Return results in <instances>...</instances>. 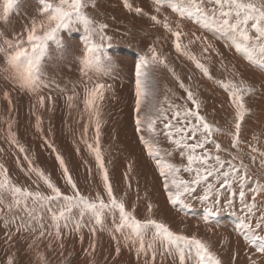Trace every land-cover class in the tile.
<instances>
[{"label": "snow or ice", "instance_id": "snow-or-ice-1", "mask_svg": "<svg viewBox=\"0 0 264 264\" xmlns=\"http://www.w3.org/2000/svg\"><path fill=\"white\" fill-rule=\"evenodd\" d=\"M18 3L19 0H0V17L6 19ZM125 3L126 6L131 7L127 4V0ZM36 4V8L28 16V22L21 31H13L9 34L0 30V58H2L0 59V71L6 74L5 78L13 81L14 85L20 89L32 92L38 93L41 87H47L48 85L43 83L41 77L51 43L60 41L62 32L81 26L86 33V42L80 57V70L84 75H88L90 71L98 75L105 74L106 70L99 64L96 55L102 45L96 43L95 38L98 37L101 41L110 38L105 35L108 25L97 22L88 15L89 8L95 6L94 0H36ZM172 7L180 16L196 17V21L217 39L223 36L228 41L226 46L234 48L249 64L264 72V0H174ZM136 11L141 12L142 10L137 8ZM152 19L157 18L153 16ZM164 27L175 37L176 51L188 56L204 76L213 79L209 67L197 59L195 54H190L186 48H182L181 38L185 34L179 30V25L173 31L170 24L165 21ZM192 35L195 39L191 42L200 41L203 45V54L212 50L217 56L221 55L207 36H196L195 33ZM220 66L226 73L229 72L223 58ZM162 69L172 75L178 87L183 89L185 96H178L173 89L167 88L161 98L156 86L155 75ZM230 75L231 78L216 80L215 83L228 94L230 104L235 110L234 131L226 134L231 137L230 148L236 149L239 153L243 151L240 147L243 143L240 138L241 124L249 111L245 104V97L256 90L245 80L236 79L240 73L234 65ZM89 82L91 86L85 85L82 101L84 111L88 116V123L84 125L81 139L95 157L104 194L100 191H97L94 196L82 193L65 164L64 158L56 152L54 145L45 140L47 147L56 153V160L59 162L66 183L71 188V194L62 192L43 170L32 164L27 154L24 159L28 161L29 172L34 173L38 180L43 181L50 192L40 191L38 183L37 190L18 186L9 177L5 165L0 163V216L4 219L5 227L9 228L15 224L16 233L27 232L32 237L27 244L28 250L38 249L39 244L44 241H47L46 247L49 250H53L54 243L63 250L67 236L74 232L78 233L82 227L88 226V222L85 221L86 216L94 221V224L103 226L105 217L111 215L113 231L121 233L125 240L134 237L133 243L138 242L137 255L145 256L144 264H155L159 249H164L168 255L178 252L179 264H187L189 259L195 260V264H223L210 244L197 235L189 236L174 232L168 224L152 218L151 215L145 220H139L133 215L134 210L129 211L123 199L115 196L100 145L103 123L100 102L104 100V93L111 86L99 80L92 81L91 77H89ZM71 92L72 95L67 96L66 99L69 108L74 107L73 101L80 95L75 87L71 89ZM3 95L5 99L9 97L7 91ZM46 99L51 100V97L39 95L38 104L43 107ZM200 109L201 104L190 87L186 86L175 70L169 66L166 58L157 51L155 45L149 46L148 51L135 65L134 124L140 143L144 145L148 156L155 160L159 175L164 180L163 187L168 192L169 203L173 206L189 207L190 205L186 203L187 198L192 197L196 193L197 186L202 182H207L209 177L214 176L219 188H226L233 196L235 193L231 190L233 183L236 182L240 200L244 204L241 231H243L246 244L254 248V251L247 256L248 264H264V207H259L256 203L257 195H264V183H261V177L251 168V165H258V169L264 171V150L249 144L251 151L248 155L251 164H245L239 155H233L231 151L223 149L221 144L213 138L214 133H223L224 130L210 123L205 115H201ZM7 123L8 142L14 145L20 153H25L24 146L15 139L11 122ZM39 125L38 118V128ZM89 126L95 128L92 143L85 139ZM161 136L179 150L180 156L186 159V164L178 165L171 162L172 150L162 149L159 146ZM253 139L257 137L254 136ZM208 144H212L214 149H207ZM197 149L201 150L200 154H197ZM76 150L80 151L79 148ZM2 151L4 149L0 148V152ZM222 151H228L231 159L224 160L220 155L213 154V152ZM235 160L240 161L239 165L233 163ZM209 161L213 163L209 164ZM226 166L228 170L222 171ZM127 168L126 180L129 179L128 173L132 171V164L129 163ZM88 171L91 175L90 168ZM181 171L193 175L190 179H184L180 175ZM129 187H131L130 181ZM246 187L253 194L251 203L245 201ZM219 188L208 183L204 194L196 197L201 201H208L215 189L213 207L206 209L209 214H214L216 206L221 203L219 197L222 193ZM225 204L231 208L233 200L225 197ZM37 208L50 214V223H45L44 216L37 214ZM147 208L151 214L152 205L150 203ZM21 212L24 215H20ZM89 231L95 235L96 228L92 226ZM126 231L127 234H125ZM149 233H151V241L146 245L145 237ZM13 238L14 233L9 230L6 233L5 243H11ZM115 238L114 236L113 239ZM80 239L82 242L83 236ZM90 248L94 251L95 243H92ZM116 252L119 254V246ZM237 256L238 253L234 254L233 261ZM37 258L39 264H48L47 257L43 253L37 252ZM6 264H16L15 253L7 256Z\"/></svg>", "mask_w": 264, "mask_h": 264}, {"label": "rangeland", "instance_id": "rangeland-1", "mask_svg": "<svg viewBox=\"0 0 264 264\" xmlns=\"http://www.w3.org/2000/svg\"><path fill=\"white\" fill-rule=\"evenodd\" d=\"M144 1H146V3ZM116 2H118L117 5H116ZM139 2L141 3V5H139L140 4ZM173 2L174 0H164V1L162 0H158V1L156 0H138V1L137 0H132V1L127 0V4L131 5L133 7L132 8V7L126 6L125 0H94L95 6L89 8L88 15L93 20L100 22V23H106L108 25L107 29H105V34L108 32L110 33L109 29H112L114 32L116 31L115 33L117 34L120 33L119 35L122 37H127V38L133 37V38L141 39L143 41L150 39L152 40V43H149V45L151 46V45H155L154 43H156L155 40L157 39L155 35H153V33L150 30L144 27L140 28L139 27L140 25L138 22L143 19H150V18L152 19V17L155 16V14L160 13V10H164L165 8L168 11L173 10V7H172ZM36 6H37L36 0H19L18 6L15 7L14 10L10 13V15L7 17V20L4 21V18L0 17L1 18L0 19V30H4V26L8 22H14L13 24L14 26L11 25V23L9 25V27L12 26V28L8 30L6 29L4 31L9 34L13 31L19 32L20 30L16 27V25L19 23L20 27L24 26L28 22L27 21L28 16H30L32 12L34 11L32 7H36ZM137 6H141V7H137ZM136 8H140V9L143 8L142 13L137 12ZM110 11H112V13ZM129 11L132 12L131 16L129 15ZM108 15L111 17L113 15L114 16L117 15L118 18L111 21ZM125 19L130 22L133 20L135 21L137 20L136 23L133 21V24L135 26L126 23ZM179 20L181 22H179ZM183 21H185V24L184 22H182V19L180 18L175 19L176 23L179 22V24H184L185 28L191 29V31L193 30L195 31L196 28L194 29L192 28V27H196V24L194 22L190 20H183ZM123 32H126V33H123ZM69 34H71V36L75 39L74 40L70 39ZM61 36L63 38L61 37L60 41L51 43L49 53L44 61V66H43L44 71H43L41 78H42L43 83L48 86L41 87L38 93L30 92L32 94L33 99L32 97L29 96L30 90L20 89L18 86H15L14 82L12 83L11 80L6 79L5 78L6 74L0 71V134L5 131L4 134L0 135V137L3 136L2 138H0V143H1L0 146H3L2 144H4L3 146L4 148L0 147L4 149V151L0 152L3 154V155L0 154L1 155L0 161L4 162L8 160L6 161V163L4 162V164L8 165L5 167H11L10 169H12V174H11V171H8V175L10 176V178H13L11 180H13V182L20 181V184L16 183L18 186L21 185L22 187H28V188H31V190H37L36 184L38 183L40 191L45 192V193L50 192V190L47 189L46 185L43 184V181L38 180V178L36 177L34 173L29 172L28 161L24 159L25 154H27L29 159L32 161V164L35 167L38 166L37 168L43 170V172L50 177L52 182L55 183L56 186L59 187L62 192L69 194V195L71 194V188L66 183V180L63 177L62 169L60 168L59 162L55 158L56 153H54L52 149L47 147V145L45 144V140H47L52 145H54L56 152H58L64 158L65 164L67 165L74 181L77 183V186L82 193H84L85 195L94 196L97 191H100L102 194H104L103 185L100 183V176H99L98 168L96 165L95 157L92 153L89 152V150L86 147V144L81 139L84 125L88 123V116H87V113L84 111V104L82 102L83 95H84V87L85 85L91 86L89 82V77H91L92 81L99 80L100 82L105 83L106 85H110L112 87L108 89L109 91L106 90L107 92L104 93V100L100 102L101 110L103 113L102 115L103 123L101 127L100 145H101V149H102L104 160H105V166L108 169L110 181L113 185L115 196L118 199H123V201L125 202L126 208L129 211L134 210L133 215L139 220H145L149 218V216L151 215L152 218L158 221H163L166 224H168L174 232L184 234V235H189V236L193 235V231H191V229H195L196 230L195 235H197L199 238H201L202 240L210 244L212 250L216 252L217 255L223 261V264H235V262L232 260L230 262H226L223 259V255H222L224 254L223 252H225L229 248L225 244L227 243L229 239L230 233L224 234L221 232L220 234H216L214 231H212L213 227H211L210 225L214 220L221 222L224 220V218H229L230 222L228 224L222 223L221 228L227 227L229 224H231V228L233 230L241 228V219L244 215V212L242 211V209L244 208V204L241 202V200L234 199L237 195H239L238 184L236 182H234V184L237 186V191L234 192L235 195L233 196L231 195V192H229L226 188H219V184L215 180L214 176L209 177L207 182H202L201 185L197 186L196 193H194L192 197L187 198L186 203L191 206L185 207V208L190 213H193V210H195L196 208H201L205 214V217L209 219V225L207 226H202L203 222H200V221L188 222V220H186L185 218H181L180 216H177L176 214H171L167 210V208H170L173 205H171L168 201V192L163 187L164 180L159 175V171L156 167L155 160L148 156L144 145L140 143L139 134L135 130L134 117H133L135 116V114L134 112H130L131 111L130 109L134 105V85H133L134 78H132L133 84L132 82L131 84H129L127 73L129 71L130 72L135 71V67L132 62L133 58L136 56L138 60H140V58L146 53L145 46L143 47L140 46L135 51V49L134 48L132 49V47L128 45L127 43H125V41L118 42V40L116 39H113L112 41L111 39L109 40L104 39L101 42L100 39L97 41L98 37H96L95 42L102 45L98 49V52L96 54L97 60L99 64L102 66V68L106 70V73L98 75L90 71L88 72V75H84L82 73L80 76L79 73H77V70H80L79 68H81L80 57L84 50V46L86 42L85 41L86 33L83 27L81 26L80 28H73L71 30H66L62 32ZM220 37H222L220 38L222 40V43H221V40L219 41V39L215 40L216 37H213L214 39H211L210 41L213 43V45H215L216 42L220 45L221 50H219L217 46H214V48L218 50L219 52L223 51L224 53L223 60H224V63L228 66V69H229L228 73L230 74L233 63L231 61V58L228 56H231L234 58L235 56H233V53L230 52L231 49L225 45V42H223L226 39L223 38V36H220ZM186 39H191V38L190 36H187ZM169 41L171 43H174L168 39V42ZM113 42H115L116 44H114ZM187 45L189 46L187 47L188 52L190 54H195L197 59L201 60V62H203L206 66L209 67V70L211 72L213 79H209L206 76L204 77L203 73L200 70H198V72L194 70L196 65H193L194 62L191 59H189L188 56L184 55L185 56L184 58L182 53H179L173 49L171 51L173 53L176 52V54L180 56V58L183 56L181 59L184 58L183 60H185V62L187 61L188 65L190 64L191 70L193 69L192 73H191V70H189L190 71L189 74H191V79H193L192 82L190 79L186 81L187 83L184 82V80L183 82L185 83L186 86L190 87V89L194 92L195 97L200 102L201 115H205L207 120L210 123H214L216 126L224 130L223 133H214L213 138L216 139L217 142L221 144V147L223 149H227L228 151H231L233 155H239V157L243 159L245 164H251L250 157L248 155L251 149L249 148L248 145L252 144V145H255L257 148H259L260 150H264V93H262L261 91L262 89L260 85L256 86L255 84H253L252 82L248 80V77L252 78L251 75L249 76L243 75V77H236L237 80L239 79L245 80L247 83L251 84L256 90L254 93L249 94L248 96L245 97V104L249 111L245 115V119L242 121V124H241V137L240 138L243 141V143L241 144L240 147L243 149V151L237 153L236 149L230 148L231 137L226 134L229 131H234V111L235 110L230 104L229 96L226 98V100L227 99L228 100L224 104L222 109L220 108L221 104H219L220 106L219 105L217 106L215 101L211 100V96H213L211 94V91H213L214 88H217V89L219 88V90L221 91L222 98L220 97V99L222 103L224 93L226 95L228 94L217 83H215V80L231 78V76H228L229 74H227L225 70L221 68L220 62L217 63L216 67H213L214 61L216 60L215 58H212L209 60L205 58V55H209V53H211L214 56H217L215 51L211 50L209 51V53L203 54L202 53L203 45L201 44V42H200V45H197L195 42H192L191 45L187 43ZM155 47L157 46L155 45ZM183 47L186 48V46L182 44V48ZM106 48H110V52L112 56L106 53V50H105ZM132 50L133 52H135L134 54L131 52ZM127 55H129L130 57H127ZM105 56L106 58L107 57L109 58H107L106 61L102 63ZM178 56H175L176 58L175 57L173 58L172 55L170 58H168L167 56L165 57L166 59H168V61H170L169 59L173 58L171 60V67H172L174 63L178 64L177 62L178 61L177 59H179L177 58ZM238 56H241V55L237 53V57ZM112 57L114 61L111 60ZM220 57L221 56H218V58L221 61L222 57L221 58ZM238 59L240 60L239 57L237 58V61ZM230 63H232L231 68L229 66ZM126 64H128L127 66L129 67V69L127 68ZM119 65H120L119 70L121 67L123 69L121 68L122 69L121 74L118 75ZM192 65L194 68H192ZM67 70L69 71V73L67 75H62V72L67 71ZM114 74L115 75L117 74L118 77H116ZM193 75H197L198 79L195 80V77H193ZM240 75H242L241 72H240ZM257 75L260 76L258 73ZM112 76H114V78ZM178 76H182V74L179 73ZM77 77L81 78V84L83 87L80 91H78V93L80 94L79 97L73 101L74 107L69 108L66 103V99L68 95H72L71 89L75 87V79ZM119 77L122 78V81H119L118 79ZM162 77L163 76L159 73V71L155 75V82L156 83L158 82L156 86L158 87V89L162 87L159 89L161 98H162V94L164 93V91L167 88H170L168 84H166L167 85V88H166ZM180 79L182 80L181 77ZM69 80L71 81V83ZM112 81H114L115 83L117 82L118 86L115 87L117 83L115 84L114 82H113V85L115 86L111 85ZM61 82H63L64 84L61 85ZM159 82H160V85H158ZM193 82L194 84H192ZM206 85H210L212 90L209 89ZM120 86H122L123 88L124 86H127V88L129 89H127L124 92V94L119 96L120 98H118V100L115 101L114 99H116V96H113L111 94L109 95L107 93H110V91L112 90V92H115L117 94V90ZM130 86H133V88ZM172 89L174 92L177 93L178 96L186 95L183 89H180L178 87V84L176 83L175 79H174V85L172 86ZM19 90H21V92ZM75 90H76V87H75ZM5 91L9 93L10 100H5L4 95H3ZM26 91L28 92L27 93L28 95L26 94ZM18 92H19V97H18ZM22 92H23V96L21 95ZM61 93L65 95H62ZM24 94L27 95L25 96L26 98L24 97ZM260 94L262 95L263 101L262 99H260V96H258ZM39 95H44L45 97L51 96L52 98L49 101L48 99H46L45 101L47 103H45L44 106L40 108L41 106H39V104L37 103ZM257 96L259 99L256 98ZM27 97L29 100H27ZM35 98L37 99V101ZM208 99H210V101H208ZM259 100L261 103L259 102ZM32 102L34 106L32 105ZM178 102L182 103L183 101H178ZM21 103H23V106ZM27 103L28 104L31 103L33 107L30 106V104L28 105ZM28 106H30L29 110H28ZM189 106H191V102H189ZM25 107L27 110H25ZM214 107L220 108L221 115H218L215 112ZM49 108H50V111H49ZM125 115L127 116V118L124 117ZM36 118L37 120L39 118V121L41 123L39 125V128L37 127ZM7 121L11 122L12 124V127H13L12 131L15 133V139L18 141V143H20V145L24 144L23 145L25 146L24 154L20 153L14 145L8 142L6 138L7 132H8L7 131L8 130ZM121 121H123V124ZM16 124L18 126H16ZM125 127L128 130H126ZM2 128L3 130H1ZM17 131L18 133H16ZM27 134L29 135L27 136ZM31 134L32 136H30ZM38 134H40L41 137L37 136ZM94 134H95L94 126H89V130H88V133L85 139H87L89 143H92L94 139ZM254 136L257 137V139H253ZM35 138L37 139L35 140ZM159 139H160V145H159L160 148L168 149V150L174 149L172 151V155H173L175 153V146L171 145L163 136H161ZM191 142L192 141H190V143ZM26 144H29V145H26ZM135 146L138 148V150L134 149ZM5 148L7 151H5ZM77 148L80 149L79 152H77L76 150ZM206 148L209 150H213L214 146L212 144H208L206 145ZM132 149L135 150L136 152H133ZM14 151L16 154L14 153ZM178 151L179 150H177V152ZM228 151H222L220 153L213 152V154L220 155L221 158L224 160H230L231 156L228 155ZM200 152L201 150L197 149V154H200ZM4 154L8 156L4 157ZM1 157L5 158L6 160L2 159ZM174 158L175 159H173V157L170 158L171 162L174 164L179 165L181 163L183 164L187 163L186 159L182 158L180 154H178V156L177 157L175 156ZM11 161L13 163H11ZM129 163L132 164V171L128 173L129 179L126 180L125 173L128 172L127 166ZM212 163L213 161H209V164H212ZM233 163L239 165L240 161L235 160L233 161ZM15 166H17L18 169ZM251 166L254 167V169L259 170L258 165H251ZM89 168L91 169V175H89V171H88ZM13 170L15 171L13 172ZM224 170H228L227 166L225 167V169H222V171ZM21 173H23L22 174L23 176L21 175ZM261 173L264 174V171H261ZM10 174L14 176L11 177ZM18 175L20 177H18ZM180 175L184 179H190L193 174L181 171ZM33 181H36V183H33ZM129 181L131 183V187H129ZM208 183H212L216 185V188H219V191L222 193V195L219 197L221 203L216 206V211L214 214H209L206 209L213 207V198H215V189L213 190L212 197H210L208 201H201L200 199L196 198L197 196L204 194V189L207 187ZM261 183L263 182L261 181ZM173 191H175V189H173ZM252 195L253 194L249 192V196L247 197V199H245L247 203L252 202ZM225 197H229L233 200V207L229 208L226 206ZM105 198H106V194H105ZM149 203L152 205L151 214L148 212V208H147ZM256 203L259 207H264V199L261 200L260 197H256ZM142 205H147L146 209L141 208ZM179 207H183V206L179 205ZM19 214L24 215V213L22 212ZM37 214L41 215V213H37ZM46 214H48L49 216H46ZM257 215H259V213H257ZM43 216L45 219L48 220V222L51 221L49 213L46 212ZM110 216L111 215H108V217ZM104 220L105 221H104L103 226L96 225L94 224V221H92L89 217L86 216L85 221L88 222V226L82 227L80 232L78 233L74 232L71 235L67 236V238L64 241L65 248L63 250L59 249V247L55 243L53 244V250H49L46 247L47 241L40 243L39 248L36 250H28L27 244L31 241L32 237L27 232H25L26 234L23 233L19 235L18 234L14 235L13 241L11 243H5L6 233L9 230L15 233L16 225L13 224L9 228H6L4 224V219L2 216H0V264H6V261L3 262V256L5 252H9L10 254L12 253L16 254V264H39V261L37 258V252H41L47 257L48 264H120V261H121L120 258L116 259V256H114L113 258H110L104 253V245L112 241L114 236L121 237L123 241H131L132 238L125 240L124 236H122L121 233L113 231L114 225H113L112 216H111L110 223L107 221V219H104ZM117 222H118V217H117ZM92 226L96 228L95 235H93L89 231V228ZM202 227H204L207 231H212V233L201 232ZM64 231L68 232L69 230H64ZM125 234H127V231L125 232ZM208 234H211L213 236L208 237ZM81 236H83L82 242L80 239ZM146 238L147 240H145V242L149 243L151 241V233H149L146 236ZM92 243H95L94 251L90 248V245ZM85 249H87L88 251L85 252L84 251ZM61 251H63V255H61ZM252 251H254V249L239 251V249L236 248L234 254L238 253L237 257L240 260V264H248L247 256L251 254ZM160 252L164 253V251H160ZM69 253L71 255H69ZM174 254L179 256L178 252H174ZM166 257L170 258L168 254H166ZM189 261L191 264H195L193 259H189Z\"/></svg>", "mask_w": 264, "mask_h": 264}, {"label": "bare ground", "instance_id": "bare-ground-1", "mask_svg": "<svg viewBox=\"0 0 264 264\" xmlns=\"http://www.w3.org/2000/svg\"><path fill=\"white\" fill-rule=\"evenodd\" d=\"M132 1V0H131ZM138 1V0H137ZM156 1H158V0H156ZM162 1H164V0H162ZM107 2V1H106ZM114 2V1H113ZM119 2V1H118ZM118 2H116V5H117V3ZM145 3H146V1H144ZM161 2V1H160ZM166 2V1H165ZM120 3V2H119ZM133 3V2H132ZM138 3V2H137ZM140 3V2H139ZM150 3V2H149ZM162 3V2H161ZM105 4V3H104ZM108 4V3H107ZM154 4V3H153ZM138 5V4H137ZM139 5H141V3L139 4ZM151 5V4H150ZM157 5V4H156ZM161 5V4H160ZM167 5V4H166ZM103 6H105V5H103ZM102 6V7H103ZM120 6V5H119ZM158 6V5H157ZM168 6V5H167ZM101 7V8H102ZM110 7V6H109ZM132 7V6H131ZM136 7V6H135ZM137 7H141V6H137ZM151 7V6H150ZM159 7V6H158ZM166 7V6H165ZM36 7H32V9L34 10ZM133 8V7H132ZM161 8V7H160ZM137 9V8H136ZM143 8H141V10H142ZM123 10V9H122ZM121 10V11H122ZM151 10V9H150ZM153 10V9H152ZM145 11V10H144ZM111 13H112V11H110ZM116 12V11H115ZM146 12V11H145ZM114 13V12H113ZM118 13V12H117ZM116 13V14H117ZM137 13V12H136ZM141 13H142V11H141ZM147 13V12H146ZM158 13V12H157ZM106 14V13H105ZM129 15L131 16L132 15V12H130L129 11ZM144 15V14H143ZM109 16V15H108ZM121 16V15H120ZM149 16V15H148ZM123 17V16H122ZM125 17V16H124ZM151 17V16H150ZM155 17L157 18L156 20H153L152 21V19L150 18V19H143V20H140L138 23H139V27L141 28V27H144V28H146V29H148V30H150L152 33H153V35H155V37H156V39L157 40H155L156 41V43H154L157 47H156V49H157V51L162 55V56H167L168 58H170L171 57V55L173 56V58L175 57V56H178L177 54H176V52L175 53H173L171 50L173 49V50H176L175 49V46H174V43H171L170 41L168 42V39L169 40H171L172 42H174V36L172 35V32L171 31H169L168 29H166L165 27H164V22L165 21H167L169 24H170V26H171V29L173 30V31H175L176 29H177V25H179V30L182 32V33H184L185 35H183L182 36V38H181V44H183L184 46H186V49H187V47H189L188 45H187V43H189L190 45L192 44V42L191 41H193L195 38L193 37V33H195V35L196 36H207L208 37V39L209 40H211V39H214L213 37V35L210 33V32H208V31H206L203 27H202V25L201 24H199V23H196L197 21H196V17H186V16H180L177 12H175L174 10H167L166 8L164 9V10H160V13H158V14H155ZM2 18V17H1ZM0 18V19H1ZM109 18H110V20L112 21V20H115V19H117L118 17H117V15L116 16H109ZM130 18V17H129ZM147 18V17H146ZM178 19V18H180V19H182V22H184V24H185V21H183V20H190V21H192V22H194L195 24H196V27H192L193 29L194 28H196L195 29V31L193 30V31H191V29H187V28H185V26H184V24H179V22H181L180 20H179V22L178 23H176L175 22V19ZM28 19V18H27ZM127 19H128V17H127ZM131 19V18H130ZM134 19H136V18H134ZM5 20H7V18L6 19H4V21ZM126 20V19H125ZM158 20V21H157ZM174 20V21H173ZM28 21V20H27ZM135 23H136V21L135 20H133ZM133 21H128V20H126L125 22L126 23H128V24H130V25H133V26H135L134 24H133ZM178 21V20H177ZM124 22V23H125ZM4 23V22H3ZM2 23V24H3ZM10 23H11V25H13L14 24V22H8L5 26H4V30H8V29H10V28H12V26H10L9 27V25H10ZM17 23V22H16ZM14 26V25H13ZM193 26V25H192ZM16 27L21 31L22 30V28H23V26H21L20 27V25H19V23L16 25ZM126 28V27H125ZM144 28H142V29H144ZM127 29V28H126ZM110 30V33L108 32V33H106L105 35H106V37H109L110 39H111V41L113 40V39H116V40H118V42L120 41V42H123V41H125V43H127L128 45H130L131 47H132V49L134 48L135 49V51L137 50V48H139L140 46L141 47H143V46H145V50H146V52L148 51V48H149V43H152V40H141V39H137V38H133V37H129V38H127V37H122V36H120L119 34H117V33H115L112 29H109ZM124 30V29H123ZM135 31V30H134ZM133 31V32H134ZM121 32V31H120ZM145 32V31H144ZM190 32V33H189ZM70 33V32H69ZM123 33H126V32H123ZM144 34V33H143ZM62 35V34H61ZM69 36H70V39H75V38H73L72 36H71V34H69ZM187 36H190V38L191 39H186V37ZM62 37V36H61ZM63 38V37H62ZM124 38V39H123ZM220 38H222V37H220ZM219 38V41L221 40ZM224 38V37H223ZM99 40V38H97V41ZM109 40V39H108ZM215 40H218L217 38L215 39ZM102 42V41H101ZM117 42V43H118ZM223 42H225V45H227L228 44V42L226 41V40H224ZM114 44H116L115 42H113ZM195 43L197 44V45H200V41H195ZM221 43H222V40H221ZM214 46H217V48H219V50H221V47H220V45L216 42L215 43V45ZM111 47H113V46H111ZM110 47V48H111ZM126 47H127V45H126ZM110 48H106L105 50H106V53H108L109 55H111V52H110ZM129 48V47H128ZM184 48V47H183ZM228 48H230L231 50H230V52L231 53H233V56H235V58L234 57H231V56H228V57H230L231 58V61H232V63H230V68H231V64H232V66L234 65L235 66V69L237 70V71H239V73L241 72L242 73V75H240L239 77H243V75H245V76H249V75H251V77L252 78H249L248 77V80L250 81V82H252L253 84H255L256 86H258V85H260V87H261V91H262V93H264V72H262V71H260L257 67H255V66H253V65H251V64H249V62L247 61V60H245L242 56H238L239 58H240V60L238 59V61H237V52L235 51V49L234 48H231V47H228ZM123 49V48H122ZM224 49V48H223ZM55 50V49H54ZM188 50V49H187ZM211 51V50H210ZM133 54L135 53V52H133V50L131 51ZM124 53V52H123ZM131 53V54H132ZM180 53V52H179ZM213 53V52H212ZM52 54V53H51ZM121 54V53H120ZM126 54V53H125ZM220 56L222 57V58H224V53H223V51H220ZM137 55V54H136ZM112 56V55H111ZM110 56V57H111ZM123 56H125V55H123ZM133 56V55H132ZM184 56V55H183ZM182 56V57H183ZM186 56V55H185ZM185 56H184V58H185ZM56 57V56H55ZM127 57H130L129 55H127ZM181 57V58H182ZM220 57V58H221ZM107 58H109V57H107ZM106 56H105V58L103 59V61H102V63H104L105 61H106ZM121 58V57H120ZM166 58V57H165ZM173 58H171V59H169L170 61H168V59H166V61H167V63L169 64V66L171 67V60L173 59ZM176 58V57H175ZM177 58H179V59H177L178 61V64L177 63H174V65H172V68L175 70V72H176V74L177 75H179V73H181L182 74V76H179V77H181L182 78V80H184V82H186L188 79H189V77H191V74H189V70H191V68H190V64L188 65V63H187V61L185 62V60H183V59H181L180 58V56H178ZM205 58L207 59V60H209V59H212V58H215L216 60L214 61V64H213V67H216V65H217V63H219L220 62V59L218 58V56H214V55H212L211 53H209V55H205ZM130 59V58H129ZM111 60L112 61H114L113 60V57L111 58ZM182 60V61H181ZM176 61V60H175ZM133 64H134V67H135V65L139 62V60H138V58L135 56L134 58H133ZM183 62V63H182ZM193 63V62H192ZM64 64V63H63ZM128 64H126V66H127ZM193 65H195L194 63H193ZM193 65H192V68H194L193 67ZM114 66V65H113ZM243 66V67H242ZM119 67H120V65L118 66V70H119ZM122 68V67H121ZM120 68V70H119V73H118V75L119 74H121V70L123 69H121ZM127 68L129 69V67L127 66ZM61 69V68H60ZM79 69H81V68H79ZM127 69V70H128ZM216 69V68H215ZM218 69V68H217ZM219 69H220V67H219ZM193 70V69H192ZM192 70H191V73H192ZM194 70H196L197 72H198V68H196L195 67V69ZM222 70V69H221ZM60 71H62V70H60ZM133 71V70H132ZM213 71V70H212ZM217 71V70H216ZM118 72V71H117ZM69 73V71L67 70V71H63L62 72V75H67ZM77 73H79V75L81 76V74H82V72H81V70H77ZM111 73V72H110ZM159 73L164 77H162V79H163V82H164V85L166 86V88H167V85L166 84H168L169 85V87L172 89V86L174 85V78L172 77V75L170 74V73H168L167 72V70H160L159 71ZM196 73V72H195ZM257 73L260 75V76H258L257 75ZM50 74H51V72H50ZM194 74V73H193ZM227 74H229L228 72H227ZM111 75V74H110ZM115 75V74H114ZM49 76V75H48ZM52 76V75H51ZM116 77H118L117 76V74L115 75ZM124 76V75H123ZM127 78H128V83L129 84H131V82H132V84H133V80H132V78H134V71L133 72H128L127 73ZM228 76H231L230 74L228 75ZM113 78H114V76H112ZM115 77V78H116ZM157 77V76H156ZM193 77H195V80L196 79H198V76L197 75H193ZM192 77V78H193ZM200 77V76H199ZM205 77V76H204ZM49 78V77H48ZM159 78V77H158ZM201 78V77H200ZM119 79V81H122V78H118ZM126 79V78H125ZM112 80V79H111ZM191 80V82H192V80L193 79H190ZM51 81V80H50ZM70 81V80H69ZM109 81V80H108ZM117 81V80H116ZM118 81V82H119ZM170 81H171V83H170ZM203 81V80H202ZM216 81V80H215ZM113 82L114 81H112V84L111 85H113ZM189 82V81H188ZM12 83H13V81H12ZM70 83H71V81H70ZM106 83H108V82H106ZM115 83V82H114ZM117 83V82H116ZM115 83V84H116ZM158 83V82H157ZM156 83V84H157ZM162 83V82H161ZM187 83V82H186ZM205 83V82H204ZM62 84H64L63 82H61V85ZM68 84H69V82H68ZM192 84H194V82L192 83ZM196 84V83H195ZM120 85H121V83H120ZM134 85V84H133ZM158 85H160V82H159V84ZM200 85H202V84H200ZM204 85V84H203ZM113 86H115V85H113ZM118 86V83H117V85L115 86V87H117ZM209 89H211V87H210V85H206ZM205 86V87H206ZM215 86V85H214ZM213 86V87H214ZM75 87H76V92L78 93V91H80L81 89H82V84H81V78H76L75 79ZM130 87H132L133 88V86H130ZM164 87V86H163ZM202 87V86H201ZM206 87V88H207ZM212 87V88H213ZM53 88V87H52ZM110 88H112V87H110ZM160 88H162V87H160ZM159 88V89H160ZM59 89V88H58ZM113 89H115V88H113ZM127 89H129V88H127V86H124V88L122 87V86H120L119 88H118V90H117V94L115 93V92H112V90L110 91V93H107V94H111V95H113V96H116V99H114L115 101H117L118 100V98H120L119 96H121V95H123L124 94V92L127 90ZM208 89V90H209ZM53 90V89H52ZM165 90V89H164ZM205 90V89H204ZM212 90V89H211ZM20 92H21V90H19ZM23 91V90H22ZM40 91V90H39ZM107 91H109V90H107ZM107 91H105V92H107ZM115 91V90H114ZM30 92H32V91H29V96L30 97H32V94L30 93ZM48 92V91H47ZM46 92V93H47ZM50 92V91H49ZM54 92V91H53ZM28 92L26 91V94H27ZM41 93V92H40ZM66 93V92H65ZM21 94V93H20ZM48 94V93H47ZM53 94V93H52ZM62 95H65V94H63V93H61ZM211 94L213 95V96H211V100H213V101H215V103L217 104V106L219 105V104H221V106H220V108L222 109V107L224 106V104L227 102V100H226V98L228 97V95H226L225 93H224V96H223V99H222V103H221V99H220V97H221V91L219 90V88L217 89V88H214L213 89V91H211ZM17 95V94H16ZM22 96H23V92H22V94H21ZM20 95V96H21ZM28 95V94H27ZM27 95H25L24 94V97L25 96H27ZM55 95V94H54ZM33 96H35V95H33ZM56 96V95H55ZM69 96V95H68ZM258 96H260V99H262V101H263V98H262V95L260 94V95H258ZM258 96L256 97V98H258ZM14 97V96H13ZM18 97H19V92H18ZM29 97V98H30ZM51 97V96H50ZM64 97V96H63ZM20 98H22V97H20ZM26 98V97H25ZM24 98V99H25ZM52 98V97H51ZM54 98V97H53ZM222 98V97H221ZM19 99V98H18ZM31 99V98H30ZM32 99H33V97H32ZM36 99V98H35ZM259 99V98H258ZM257 99V100H258ZM5 100H10V98L8 97L7 99H5ZM26 100V99H25ZM27 100H29L28 99V97H27ZM53 100V99H52ZM22 101V100H21ZM35 101V100H34ZM36 101H37V99H36ZM49 101V100H48ZM54 101V100H53ZM55 101H57V100H55ZM59 101V100H58ZM114 101V102H115ZM208 101H210V99H208ZM254 101V100H253ZM17 102V101H16ZM26 102H28V101H26ZM259 102H260V100H259ZM38 103V102H37ZM36 103V104H37ZM45 103H47L46 101H45ZM54 103V102H53ZM261 103V102H260ZM22 104V106H23V103H21ZM28 104V103H27ZM30 104V106H32L33 105V102H32V105H31V103H29ZM28 104V105H29ZM16 105V104H15ZM27 106V105H26ZM30 106H28V110H29V107ZM34 106V105H33ZM32 106V107H33ZM40 106V105H39ZM47 106H49V105H47ZM12 107V106H11ZM31 107V108H32ZM62 107V106H61ZM60 107V108H61ZM133 107H134V105L132 106V108L130 109L131 111L130 112H133ZM13 108H14V106H13ZM19 108V107H18ZM21 108V107H20ZM30 108V109H31ZM38 108V107H37ZM40 108H42V107H40ZM212 108V107H211ZM215 108V107H214ZM220 108H215V112L218 114V115H221V113H220ZM35 109V108H34ZM20 110H22V109H20ZM25 110H27L26 109V107H25ZM18 111V110H17ZM49 111H50V108H49ZM213 111V110H212ZM40 112V111H39ZM42 112V111H41ZM29 113V112H28ZM4 115V114H3ZM33 115H35V114H33ZM32 116V115H31ZM40 116V115H39ZM125 118H127V116L125 115L124 116ZM134 117V116H133ZM14 118V117H13ZM15 118H16V116H15ZM35 118V117H34ZM52 119V118H51ZM12 120V119H11ZM36 120H37V118H36ZM44 120H46V119H44ZM123 121H124V119H123ZM123 121H121L122 122V124H123ZM129 121H130V119H129ZM8 122V121H7ZM21 122V121H20ZM12 123H14V122H12ZM19 123V122H18ZM41 124V123H40ZM4 125V124H3ZM14 126V125H13ZM16 126H18L17 124H16ZM3 127V126H2ZM13 128V127H12ZM15 128V127H14ZM123 128H124V126H123ZM7 129H8V127H7ZM16 129V128H15ZM18 129H19V127H18ZM125 129H126V127H125ZM1 130H3V128L1 129ZM13 130V129H12ZM126 130H128V129H126ZM8 131V130H7ZM6 131V132H7ZM42 131V130H41ZM5 133V131L3 132V133H1V134H4ZM16 133H18V131L16 132ZM20 133V132H19ZM39 133V132H38ZM40 133H42V132H40ZM0 134V135H1ZM19 135V134H18ZM29 134H27V136H28ZM30 136H32V134L30 135ZM37 136H39V137H41V135L40 134H38ZM3 137V136H2ZM2 137H0V138H2ZM7 138V137H6ZM34 138V137H33ZM23 139V138H22ZM25 139V138H24ZM37 138H35V140H36ZM2 140H4V139H2ZM25 141V140H24ZM5 142V141H4ZM7 143V142H6ZM22 143H24V142H22ZM1 144V143H0ZM9 144V143H8ZM20 144V143H19ZM3 146H4V144H2ZM24 145V144H23ZM26 145H29V144H26ZM36 145V144H35ZM3 146H0V147H3ZM6 146H8V145H6ZM34 146V145H33ZM9 147H11V146H9ZM25 147V146H24ZM28 147V146H27ZM26 147V148H27ZM131 147V146H130ZM4 148V147H3ZM15 148V147H14ZM42 148V147H41ZM129 148V147H128ZM8 149V148H7ZM37 149H39V148H37ZM43 149V148H42ZM134 149L135 150H138V148L135 146L134 147ZM16 150V149H15ZM28 150V149H27ZM129 150H131V149H129ZM133 150V149H132ZM135 150H133V152H136ZM174 150V149H173ZM172 150V151H173ZM5 151H7L6 150V148H5ZM37 151V150H36ZM105 151V150H104ZM13 152V151H12ZM5 153V152H4ZM14 153H15V151H14ZM0 154H2V153H0ZM16 154V153H15ZM24 154V153H23ZM136 154V153H135ZM178 154H179V151L177 152V150L175 149V153L172 155V157H173V159H175L174 157L176 156H178ZM3 155V154H2ZM12 155V154H11ZM112 155H113V153H112ZM1 156V155H0ZM6 156V154H4V157ZM8 156V155H7ZM6 156V157H7ZM14 156H16V155H14ZM24 156V155H23ZM22 156V157H23ZM111 156V155H110ZM117 156V155H116ZM13 157V156H12ZM11 157V158H12ZM31 157H32V155H31ZM2 158V157H1ZM9 158V157H8ZM7 158V159H8ZM43 158V157H42ZM56 158V157H55ZM2 159H5V158H2ZM1 159V160H2ZM10 159V158H9ZM6 160V159H5ZM12 160V159H11ZM15 160V159H14ZM42 160V159H41ZM55 160V159H54ZM6 161H8V160H6ZM6 161H4L5 163H6ZM10 161V160H9ZM20 161V160H19ZM38 161V160H37ZM49 161H50V159H49ZM4 162H1L0 161V163H2V164H4ZM34 162H36V161H34ZM55 162V161H54ZM8 163V162H7ZM11 163H13L12 161H11ZM10 163V164H11ZM17 163H18V161H17ZM15 164V163H14ZM5 166H8V165H6V164H4ZM12 166V165H11ZM37 166V165H36ZM46 166V165H45ZM15 167H17V166H15ZM38 167V166H37ZM42 167H43V165H42ZM47 167V166H46ZM7 169H8V171H11V174H12V169H10L11 167H6ZM41 168V167H40ZM251 168H252V171L253 172H256L260 177H261V181L264 183V174H262L261 173V171H259V170H257V169H254V167H252L251 166ZM17 169H18V167H17ZM53 169H54V167H53ZM15 170H13V172H14ZM21 172V171H20ZM10 174V175H11ZM18 174V173H17ZM17 174H16V176H17ZM23 173H21V175H22ZM52 174V173H51ZM12 176H14V175H11V177ZM23 176V175H22ZM56 176V175H55ZM10 177V176H9ZM18 177H20L19 175H18ZM16 178V177H15ZM15 178H14V180H15ZM11 179H13V178H11ZM20 179V178H19ZM24 179V178H23ZM21 180V179H20ZM13 181V180H12ZM14 183H19L20 184V181H14ZM56 183H57V181H56ZM23 184V183H22ZM37 185V184H36ZM43 185V184H42ZM21 186V185H20ZM45 188V187H44ZM31 189V188H30ZM232 192H236L237 191V186L233 183V188H232V190H231ZM245 192H246V197H245V199H247V197L249 196V191H248V189H247V187H246V190H245ZM257 197H260V199L261 200H263L264 199V195H258ZM235 200H240V197H239V195H237L235 198H234ZM31 203V202H30ZM144 203V202H143ZM146 206L147 205H142L141 206V208H145L146 209ZM191 206V205H190ZM189 206V207H190ZM144 209V210H145ZM167 210H168V212L169 213H171V214H176L177 216H180L181 218H185L186 220H188V222H195V221H200V222H203V225L202 226H207V225H209V219L208 218H206L205 217V214H204V212H203V210L201 209V208H196L195 210H193V213H190L185 207H179V205H177V206H172V207H170V208H167ZM37 213H41V215H44L45 213H46V211L45 210H43V209H41V208H37ZM46 216H49L48 214H46ZM105 219H107V221L110 223V221H111V216L110 217H108V215L105 217ZM44 220H45V223H50L51 221H49L48 222V220L47 219H45L44 218ZM105 221V220H104ZM230 222V220H229V218H224V220L223 221H221V222H218L217 220H214L212 223H211V227H213V230L212 231H214L216 234H220L221 232L222 233H224V234H229L230 233V235H229V239H228V241H227V243L225 244V245H227L229 248L225 251V252H223L224 254H222L223 255V259L226 261V262H230L231 260L233 261V256H234V252H235V249L236 248H238L239 249V251H245V250H251V249H254V248H251L249 245H247L246 244V241H245V239H244V235H243V231H241V228H239V229H235V230H233L232 228H231V224H229L227 227H224V228H221V224L222 223H226V224H228ZM191 231H193V234H196V230L195 229H191ZM212 231H207L204 227H202L201 228V232H208V233H212ZM23 233H25V232H21V233H14V235H19V234H23ZM26 234V233H25ZM213 235H211V234H208V237H212ZM22 238V237H21ZM135 238H132L131 239V241H123L122 240V238L121 237H119V236H116V238L115 239H113L112 241H110V242H108V243H106L105 245H104V253L108 256V257H110V258H113L114 256H116V259H121V261H120V264H144V262H145V256L143 255V254H141V255H137V253H138V249H139V244H138V242L137 243H133V240H134ZM145 240H147V238L145 237ZM45 242V241H44ZM147 243L148 242H145V244L147 245ZM119 246V248H120V252H119V254H117V252H116V248ZM5 249V248H4ZM149 251H151V250H149ZM160 251H164V253H161ZM101 254H103V253H101ZM166 254L167 253H165V250L164 249H159L158 251H157V255H156V260H155V264H179V256H177V255H175L174 253L172 254V255H169V257L170 258H167L166 257ZM8 255H10V253L9 252H5L4 253V256H3V262L4 261H6V259H7V256ZM178 255H179V253H178ZM177 256V257H176ZM194 262H195V260H194ZM235 264H240V260H239V258L237 257L236 259H235ZM2 263V262H1ZM187 264H191L190 263V261L188 260L187 261Z\"/></svg>", "mask_w": 264, "mask_h": 264}]
</instances>
